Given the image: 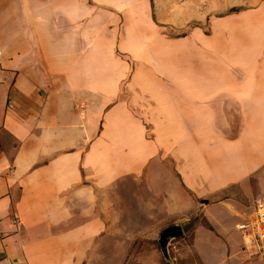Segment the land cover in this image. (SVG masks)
Returning <instances> with one entry per match:
<instances>
[{
  "label": "crops",
  "instance_id": "crops-1",
  "mask_svg": "<svg viewBox=\"0 0 264 264\" xmlns=\"http://www.w3.org/2000/svg\"><path fill=\"white\" fill-rule=\"evenodd\" d=\"M261 196L264 0H0V264H264Z\"/></svg>",
  "mask_w": 264,
  "mask_h": 264
},
{
  "label": "built area",
  "instance_id": "built-area-1",
  "mask_svg": "<svg viewBox=\"0 0 264 264\" xmlns=\"http://www.w3.org/2000/svg\"><path fill=\"white\" fill-rule=\"evenodd\" d=\"M235 227L241 232L246 246L264 254V196L255 198L252 214Z\"/></svg>",
  "mask_w": 264,
  "mask_h": 264
},
{
  "label": "rangeland",
  "instance_id": "rangeland-1",
  "mask_svg": "<svg viewBox=\"0 0 264 264\" xmlns=\"http://www.w3.org/2000/svg\"><path fill=\"white\" fill-rule=\"evenodd\" d=\"M185 2V11L188 13L192 12L193 10H198L200 8H203V6L198 5L197 2L195 1H184ZM240 1H216V9H219L220 7H223L222 9L223 12L228 11V10H235L238 9L244 5H236V6H231L228 8V3H239ZM248 3H255L256 1H247ZM246 3V2H245ZM195 23L194 20H190L187 24L184 25V32L189 30ZM190 239V233L186 232L184 236V240H178V239H173L168 243V256L169 258H165L163 255V259L167 261V264H195L194 261H192L191 257H188L186 259L185 257L182 256V249L186 246V244L189 243ZM154 245L159 248V245L157 241L154 243Z\"/></svg>",
  "mask_w": 264,
  "mask_h": 264
},
{
  "label": "water",
  "instance_id": "water-1",
  "mask_svg": "<svg viewBox=\"0 0 264 264\" xmlns=\"http://www.w3.org/2000/svg\"><path fill=\"white\" fill-rule=\"evenodd\" d=\"M183 236V230L180 225H169L161 230L158 237V245L162 255L167 259L168 256V243L173 239H178Z\"/></svg>",
  "mask_w": 264,
  "mask_h": 264
},
{
  "label": "trees",
  "instance_id": "trees-1",
  "mask_svg": "<svg viewBox=\"0 0 264 264\" xmlns=\"http://www.w3.org/2000/svg\"><path fill=\"white\" fill-rule=\"evenodd\" d=\"M190 224H192V222H190ZM190 224H189V226H190Z\"/></svg>",
  "mask_w": 264,
  "mask_h": 264
}]
</instances>
